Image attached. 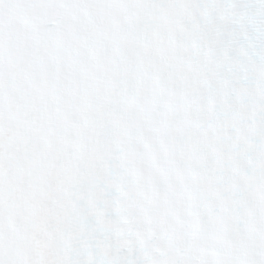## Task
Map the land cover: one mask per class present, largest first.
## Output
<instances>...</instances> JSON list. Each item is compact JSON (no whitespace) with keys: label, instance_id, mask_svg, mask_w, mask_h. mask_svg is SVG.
<instances>
[{"label":"clouds","instance_id":"9594fccd","mask_svg":"<svg viewBox=\"0 0 264 264\" xmlns=\"http://www.w3.org/2000/svg\"><path fill=\"white\" fill-rule=\"evenodd\" d=\"M34 2L0 34V264H264V0Z\"/></svg>","mask_w":264,"mask_h":264},{"label":"snow or ice","instance_id":"6c2138e0","mask_svg":"<svg viewBox=\"0 0 264 264\" xmlns=\"http://www.w3.org/2000/svg\"><path fill=\"white\" fill-rule=\"evenodd\" d=\"M12 11L5 13L0 10V34L11 28L19 17L25 16L30 10L36 7L34 0H11ZM43 264H72L70 260L58 261L50 259L43 262Z\"/></svg>","mask_w":264,"mask_h":264}]
</instances>
